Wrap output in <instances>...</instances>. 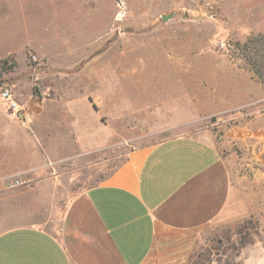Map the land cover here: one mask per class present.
I'll return each instance as SVG.
<instances>
[{"label":"rangeland","instance_id":"1","mask_svg":"<svg viewBox=\"0 0 264 264\" xmlns=\"http://www.w3.org/2000/svg\"><path fill=\"white\" fill-rule=\"evenodd\" d=\"M50 54L88 59L63 65ZM61 80L71 99L82 95L85 120L64 121L41 155L35 138L32 174L3 181L0 231L53 230L130 150L178 136L208 140L264 200V0H0V106L27 126L19 99H52ZM257 242L264 215L202 234L189 264H246L242 251Z\"/></svg>","mask_w":264,"mask_h":264},{"label":"crops","instance_id":"2","mask_svg":"<svg viewBox=\"0 0 264 264\" xmlns=\"http://www.w3.org/2000/svg\"><path fill=\"white\" fill-rule=\"evenodd\" d=\"M57 55L50 54L51 63L88 59ZM64 84L52 99H19L27 126L0 106V210L3 181L34 170L35 138L41 155L43 145L59 143L64 121L74 129L85 120L77 113L85 100L71 99L77 94ZM57 107L69 110L65 120ZM49 134L55 141H46ZM260 198L232 175L208 140L169 138L149 150H130L103 181L71 200L53 230L34 224L0 231V264H189L202 234L262 217ZM242 252L252 253L246 264H264L259 242Z\"/></svg>","mask_w":264,"mask_h":264},{"label":"built area","instance_id":"3","mask_svg":"<svg viewBox=\"0 0 264 264\" xmlns=\"http://www.w3.org/2000/svg\"><path fill=\"white\" fill-rule=\"evenodd\" d=\"M2 100L8 103V110L18 119L25 116L24 109L11 99V95L5 91L1 94ZM18 182H16L17 184ZM12 185V184H11Z\"/></svg>","mask_w":264,"mask_h":264},{"label":"bare ground","instance_id":"4","mask_svg":"<svg viewBox=\"0 0 264 264\" xmlns=\"http://www.w3.org/2000/svg\"><path fill=\"white\" fill-rule=\"evenodd\" d=\"M118 17H121V15H120V14H118Z\"/></svg>","mask_w":264,"mask_h":264}]
</instances>
